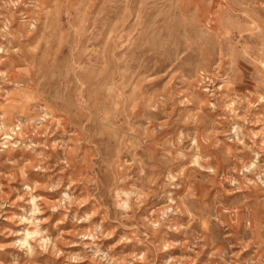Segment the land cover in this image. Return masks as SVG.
I'll list each match as a JSON object with an SVG mask.
<instances>
[{
	"label": "rangeland",
	"instance_id": "rangeland-1",
	"mask_svg": "<svg viewBox=\"0 0 264 264\" xmlns=\"http://www.w3.org/2000/svg\"><path fill=\"white\" fill-rule=\"evenodd\" d=\"M0 264H264V0H0Z\"/></svg>",
	"mask_w": 264,
	"mask_h": 264
}]
</instances>
